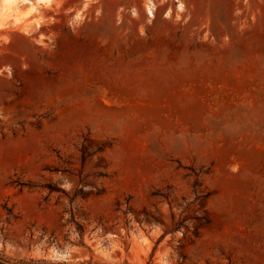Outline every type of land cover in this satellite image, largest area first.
Masks as SVG:
<instances>
[{
  "label": "rangeland",
  "instance_id": "1",
  "mask_svg": "<svg viewBox=\"0 0 264 264\" xmlns=\"http://www.w3.org/2000/svg\"><path fill=\"white\" fill-rule=\"evenodd\" d=\"M39 9L0 26V255L264 264V0Z\"/></svg>",
  "mask_w": 264,
  "mask_h": 264
},
{
  "label": "crops",
  "instance_id": "2",
  "mask_svg": "<svg viewBox=\"0 0 264 264\" xmlns=\"http://www.w3.org/2000/svg\"><path fill=\"white\" fill-rule=\"evenodd\" d=\"M17 2H18L17 3L18 6L16 3H14L11 9L7 8V9H3L0 11V26H2V24H4V23L8 24V23H10V21L13 22L18 18L22 9H20V7H19L20 1H17ZM44 5H46V4H44V3L38 4L37 7L34 8L31 12H33L34 14L36 12H39V10H40L39 8L44 7ZM35 18L38 21H40L39 24L42 25L41 23L43 22V18L40 15L35 16ZM27 19H28L27 16L25 18H21V19L19 18L18 20H20V22L19 23L13 22V24H10L11 25L10 29L14 32H20L22 28H20L19 25H21V23L25 22ZM0 69H3V67L0 66Z\"/></svg>",
  "mask_w": 264,
  "mask_h": 264
},
{
  "label": "trees",
  "instance_id": "3",
  "mask_svg": "<svg viewBox=\"0 0 264 264\" xmlns=\"http://www.w3.org/2000/svg\"><path fill=\"white\" fill-rule=\"evenodd\" d=\"M201 173L202 171H195L194 175H195V182H194V186H195V192L197 194V198L200 197H205L208 195L207 191L205 189H203L202 187L199 186V182L201 181ZM171 186H169L170 188ZM51 189H55L56 187H53V185H50ZM163 196L170 198L172 196V191H169L167 193H161ZM77 224V228L78 230L81 232V234L83 233V231L85 230V224L84 223H76ZM0 264H11L10 261L4 256V255H0ZM80 264H104L98 261H87V262H81Z\"/></svg>",
  "mask_w": 264,
  "mask_h": 264
},
{
  "label": "bare ground",
  "instance_id": "4",
  "mask_svg": "<svg viewBox=\"0 0 264 264\" xmlns=\"http://www.w3.org/2000/svg\"><path fill=\"white\" fill-rule=\"evenodd\" d=\"M20 4L19 7L21 10L18 18L13 21L14 23H19L20 20H18L19 18H25L26 16L30 15L31 11L37 7L38 4H50L53 2V0H19ZM3 2L6 5H10L11 3L16 2V0H3Z\"/></svg>",
  "mask_w": 264,
  "mask_h": 264
}]
</instances>
